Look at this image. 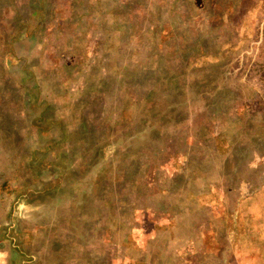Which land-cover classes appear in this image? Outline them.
Masks as SVG:
<instances>
[{"label": "rangeland", "instance_id": "374dc122", "mask_svg": "<svg viewBox=\"0 0 264 264\" xmlns=\"http://www.w3.org/2000/svg\"><path fill=\"white\" fill-rule=\"evenodd\" d=\"M0 264H264V0H0Z\"/></svg>", "mask_w": 264, "mask_h": 264}, {"label": "crops", "instance_id": "0c3cea01", "mask_svg": "<svg viewBox=\"0 0 264 264\" xmlns=\"http://www.w3.org/2000/svg\"><path fill=\"white\" fill-rule=\"evenodd\" d=\"M258 256V254H256V251H252V253L251 254H249V257H257Z\"/></svg>", "mask_w": 264, "mask_h": 264}]
</instances>
